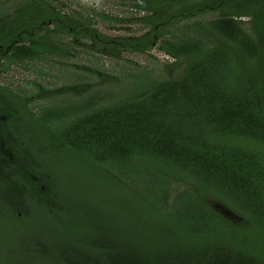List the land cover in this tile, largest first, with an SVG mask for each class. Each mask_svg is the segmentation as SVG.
<instances>
[{
	"label": "trees",
	"instance_id": "16d2710c",
	"mask_svg": "<svg viewBox=\"0 0 264 264\" xmlns=\"http://www.w3.org/2000/svg\"><path fill=\"white\" fill-rule=\"evenodd\" d=\"M94 1L0 0V264H264V0Z\"/></svg>",
	"mask_w": 264,
	"mask_h": 264
},
{
	"label": "rangeland",
	"instance_id": "374dc122",
	"mask_svg": "<svg viewBox=\"0 0 264 264\" xmlns=\"http://www.w3.org/2000/svg\"><path fill=\"white\" fill-rule=\"evenodd\" d=\"M70 3L72 4L73 2H75L76 4H72L74 8H76L77 10H81V8H85V9H94L95 7H97L100 3L102 4L103 2L100 1L98 2L99 4H95L96 2L94 0H69ZM104 6V12L105 13H109L113 16L115 15H119V16H124L127 18V20H131V12L125 8V7H121V6H113V9H110V6L108 5H103ZM133 17V16H132ZM99 29L101 30V32L107 34L109 37H116L119 35H123L125 34L122 31H117L114 29H110V27L112 26H102L99 25L98 26ZM151 57H145L142 55H137V54H133V55H129L126 58L129 61H132L134 63H138V64H144V63H148V61L153 60V58H155L159 64H161L163 61H165V59H169L167 58L165 55H163L161 52H159L156 48L150 53ZM169 61H171L169 59ZM104 67L108 64V62H104ZM158 68H161V66H159ZM28 78V75L16 68L11 69L7 74H3L0 75V84H6V83H11L13 84V87H15V84H19L22 86L21 83H23V79Z\"/></svg>",
	"mask_w": 264,
	"mask_h": 264
},
{
	"label": "flooded vegetation",
	"instance_id": "af4514ba",
	"mask_svg": "<svg viewBox=\"0 0 264 264\" xmlns=\"http://www.w3.org/2000/svg\"><path fill=\"white\" fill-rule=\"evenodd\" d=\"M0 122L5 127L8 124L7 117H0ZM8 126L5 128L7 129ZM23 170L16 172L8 168V172L4 173V178L0 177V198L9 206H14V203L17 201L16 198L19 197L18 201L28 200V183L22 182L25 181V174ZM17 181H19V186H17ZM13 184V187H12ZM17 214L18 218L27 217L28 218V208H21L20 210H11Z\"/></svg>",
	"mask_w": 264,
	"mask_h": 264
},
{
	"label": "water",
	"instance_id": "95a60500",
	"mask_svg": "<svg viewBox=\"0 0 264 264\" xmlns=\"http://www.w3.org/2000/svg\"><path fill=\"white\" fill-rule=\"evenodd\" d=\"M217 209H220V211L222 212V214H224L226 217H232V212L228 209H226L223 205L221 204H216L215 205Z\"/></svg>",
	"mask_w": 264,
	"mask_h": 264
}]
</instances>
